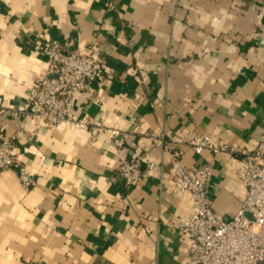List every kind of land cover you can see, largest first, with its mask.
I'll use <instances>...</instances> for the list:
<instances>
[{
  "label": "crops",
  "instance_id": "obj_1",
  "mask_svg": "<svg viewBox=\"0 0 264 264\" xmlns=\"http://www.w3.org/2000/svg\"><path fill=\"white\" fill-rule=\"evenodd\" d=\"M44 43L93 48L106 68L77 97L84 127L37 126L27 109ZM0 101V135L33 177L25 189L17 171L0 174V264H187L172 220L196 206L166 187L165 142L196 132L252 151L264 138V0H0ZM178 148L186 166H213L211 207L233 218L246 187L226 156ZM123 156L153 163V176L128 187Z\"/></svg>",
  "mask_w": 264,
  "mask_h": 264
},
{
  "label": "built area",
  "instance_id": "obj_2",
  "mask_svg": "<svg viewBox=\"0 0 264 264\" xmlns=\"http://www.w3.org/2000/svg\"><path fill=\"white\" fill-rule=\"evenodd\" d=\"M110 7L114 8V5ZM41 50L47 59L48 69L44 76L36 80L30 91L27 109L32 119L37 126L45 123L51 129L62 123L84 127L87 122H74L76 100L80 93L90 90L93 83L102 80L106 69L104 64L95 56L93 48L70 51L59 43H44ZM125 73L139 78L140 70L138 67H129ZM129 121L136 123L133 115L129 116ZM98 128L102 129L100 125ZM110 132L117 138L120 136L118 128ZM115 143L122 146L124 140L119 138ZM165 144L167 149L174 150L175 160L172 180L166 187L176 198L189 194L196 206L193 216L176 215L172 220L179 234L189 239L187 264H263L264 138L252 151L234 143L216 142L196 132ZM183 144L190 146L197 155L209 151L215 156H226L223 163L225 170L235 174L246 187L242 207L230 220L211 207L206 182L214 174L213 166H186L182 161L183 151L178 148ZM144 161V158H120L118 173L128 187L153 176L154 164L148 162L147 169L143 171ZM7 170L17 171L25 189L32 187V175L15 157L14 138L0 135V174Z\"/></svg>",
  "mask_w": 264,
  "mask_h": 264
},
{
  "label": "water",
  "instance_id": "obj_3",
  "mask_svg": "<svg viewBox=\"0 0 264 264\" xmlns=\"http://www.w3.org/2000/svg\"><path fill=\"white\" fill-rule=\"evenodd\" d=\"M247 216H248L249 218H251V215L247 214Z\"/></svg>",
  "mask_w": 264,
  "mask_h": 264
}]
</instances>
